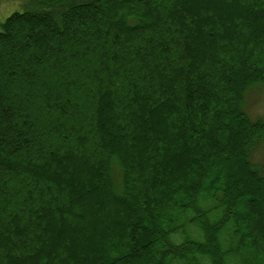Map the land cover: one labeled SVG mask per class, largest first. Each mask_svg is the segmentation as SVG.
<instances>
[{"label": "trees", "instance_id": "obj_1", "mask_svg": "<svg viewBox=\"0 0 264 264\" xmlns=\"http://www.w3.org/2000/svg\"><path fill=\"white\" fill-rule=\"evenodd\" d=\"M27 1L0 30V264H264V0ZM87 208L125 220L113 258L56 231Z\"/></svg>", "mask_w": 264, "mask_h": 264}, {"label": "rangeland", "instance_id": "obj_2", "mask_svg": "<svg viewBox=\"0 0 264 264\" xmlns=\"http://www.w3.org/2000/svg\"><path fill=\"white\" fill-rule=\"evenodd\" d=\"M170 1L172 2L174 0H170ZM183 1H185V4L189 5L190 7H193L195 3L200 4V3L212 2V3L218 4L217 3L218 0H183ZM222 1L223 0H219V3L222 4ZM229 5L233 7L234 3L233 2L231 4L229 3ZM34 7H35V4L27 0H0V30L2 28V24L7 20V18L11 14L15 12H24ZM199 44H201V41ZM246 108H247L248 113L254 119H259V118L264 119V86L255 87L248 92L246 96ZM253 159L258 162L264 163V146L263 148H260L255 152ZM230 168L234 169L233 165H231ZM215 172L216 171L214 169L213 173ZM231 172L233 171L231 170ZM84 176L85 177L88 176L86 171L84 173ZM214 177L215 175L211 176L210 180H213ZM83 184L85 188V195L88 196L90 199L94 198L95 201H99L97 195L100 194V186L98 185V183L95 180H93L92 187L88 186V184H86L85 181H83ZM132 201L133 200L130 199L128 200V203L129 202L132 203ZM140 203L141 202L138 201V205L141 207ZM122 206L123 205H119L118 207H122ZM127 209L130 210V208H128L127 206H123L122 211L120 210L119 211L120 213L118 215L122 217L123 211H127ZM239 210L242 212L244 211L242 208H240ZM104 212L106 213V211L95 210L90 213L87 208L83 211L84 215L82 216V218H80L82 220H78V221L76 220L73 222V224L66 225L64 227L58 226L56 228V231H59L60 234L63 235V237H65V240L66 238H73L74 244L76 246L82 247V251L84 249V253L86 254L89 253L90 251H107L109 256L113 258L115 253H113L114 249L111 248L110 242H111L113 234L110 231V228L111 229L114 228L115 230L118 227V224L121 225L122 223H124L125 220L121 218L120 216H117V214H114L113 216V213H110V212L104 215ZM78 213L76 211V214ZM90 217H94V218L97 217V223L95 226L91 224L90 220H88ZM106 220L109 221L107 222L108 224H106L105 222ZM80 238H84V240L80 242L79 241ZM260 246L264 248V244ZM115 250L121 251V249L118 247H116ZM84 253H80L81 255L79 256L76 255L77 261L81 262L80 259L83 258L82 254ZM86 256H87L86 259H88L89 254H87ZM84 259H85V255H84Z\"/></svg>", "mask_w": 264, "mask_h": 264}]
</instances>
